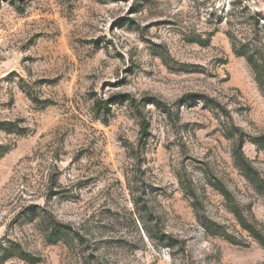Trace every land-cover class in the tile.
<instances>
[{
    "label": "rangeland",
    "instance_id": "374dc122",
    "mask_svg": "<svg viewBox=\"0 0 264 264\" xmlns=\"http://www.w3.org/2000/svg\"><path fill=\"white\" fill-rule=\"evenodd\" d=\"M254 13L0 0V243L36 264H264V75L228 35Z\"/></svg>",
    "mask_w": 264,
    "mask_h": 264
},
{
    "label": "trees",
    "instance_id": "16d2710c",
    "mask_svg": "<svg viewBox=\"0 0 264 264\" xmlns=\"http://www.w3.org/2000/svg\"><path fill=\"white\" fill-rule=\"evenodd\" d=\"M251 18V22L246 20L244 23L247 28L246 32L241 35H237L233 32H230L228 35L232 42L233 51L240 56H244L248 63L254 68L255 73L260 76L264 75V26H261V18L257 13L249 14ZM157 104V102H154ZM101 107V106H99ZM142 126L144 129L145 137H147V129L149 124L146 119L142 117ZM9 131V130H7ZM239 149L241 150V144ZM0 159L3 158L7 152L9 151L6 147L0 146ZM240 157L243 161V164L246 167H250L249 161L240 151ZM264 190L263 188H261ZM222 194L228 199L230 194L227 190H221ZM25 217L28 220H34L43 217L42 212L30 211L28 210L25 214H22L21 218ZM46 223L48 221L44 220ZM53 227L51 233H49L46 237L49 243L55 244L61 241L63 238L68 236L69 232L65 231V227H61L59 225L50 224ZM48 229V228H46ZM251 233L254 235L256 239L264 243V239L261 237V234L256 232L254 229L250 228ZM170 243L173 241L170 237L163 238V241H167ZM10 255H14L20 258L23 261H26L31 264L38 263L37 260L32 257L31 254L27 253L23 250V248L18 244H10V243H0V264L4 263L8 257H12Z\"/></svg>",
    "mask_w": 264,
    "mask_h": 264
}]
</instances>
